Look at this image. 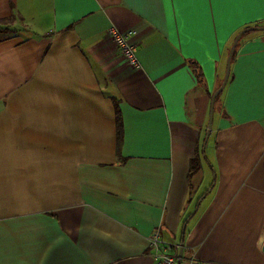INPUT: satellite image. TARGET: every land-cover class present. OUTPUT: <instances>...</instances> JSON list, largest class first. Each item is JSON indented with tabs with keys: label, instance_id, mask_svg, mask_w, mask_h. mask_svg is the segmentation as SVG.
Masks as SVG:
<instances>
[{
	"label": "crops",
	"instance_id": "1",
	"mask_svg": "<svg viewBox=\"0 0 264 264\" xmlns=\"http://www.w3.org/2000/svg\"><path fill=\"white\" fill-rule=\"evenodd\" d=\"M0 19V264H153L157 229L178 264H264V29L207 137L264 0H0Z\"/></svg>",
	"mask_w": 264,
	"mask_h": 264
},
{
	"label": "built area",
	"instance_id": "2",
	"mask_svg": "<svg viewBox=\"0 0 264 264\" xmlns=\"http://www.w3.org/2000/svg\"><path fill=\"white\" fill-rule=\"evenodd\" d=\"M108 35L128 64L135 68L140 67L137 45L131 41L130 36L122 33L115 26L109 28ZM148 242L154 260L153 264H178L181 244L165 238L159 229L148 237Z\"/></svg>",
	"mask_w": 264,
	"mask_h": 264
},
{
	"label": "water",
	"instance_id": "3",
	"mask_svg": "<svg viewBox=\"0 0 264 264\" xmlns=\"http://www.w3.org/2000/svg\"><path fill=\"white\" fill-rule=\"evenodd\" d=\"M258 29H264V25L263 26H251V27L244 28L243 30H241L237 34V36L233 40V43L231 45V48H230V50L228 52V56H227L226 71H225V75H224L223 81H222V83L220 84L218 89L213 93V95L211 97L207 137H209V135L211 133V130L213 128V119H214V110H215L216 99H217L218 95L223 91V89L225 88V86H226V84H227V82H228V80L230 78L232 58H233V55H234L235 50L237 48V45H238L241 37L246 32L251 31V30H258ZM262 251L264 252V243H263V246H262ZM181 254H182V247L180 248L179 259L181 258Z\"/></svg>",
	"mask_w": 264,
	"mask_h": 264
},
{
	"label": "trees",
	"instance_id": "4",
	"mask_svg": "<svg viewBox=\"0 0 264 264\" xmlns=\"http://www.w3.org/2000/svg\"><path fill=\"white\" fill-rule=\"evenodd\" d=\"M9 21L8 19H0V24L6 23ZM9 31V28H3L0 26V32H6ZM220 95H218L219 97ZM217 97V99H218ZM216 99V102H217ZM116 117H117V151L120 153V147L122 142V136H123V126H122V118L121 113L118 107L116 108ZM200 169V161L197 157L193 158L191 161V167H190V175Z\"/></svg>",
	"mask_w": 264,
	"mask_h": 264
},
{
	"label": "rangeland",
	"instance_id": "5",
	"mask_svg": "<svg viewBox=\"0 0 264 264\" xmlns=\"http://www.w3.org/2000/svg\"><path fill=\"white\" fill-rule=\"evenodd\" d=\"M0 26L3 27V28H9V26H10V20L7 21L6 23L0 24Z\"/></svg>",
	"mask_w": 264,
	"mask_h": 264
}]
</instances>
